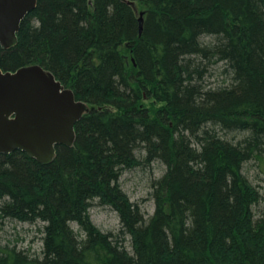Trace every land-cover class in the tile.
Returning a JSON list of instances; mask_svg holds the SVG:
<instances>
[{"label":"trees","instance_id":"trees-1","mask_svg":"<svg viewBox=\"0 0 264 264\" xmlns=\"http://www.w3.org/2000/svg\"><path fill=\"white\" fill-rule=\"evenodd\" d=\"M127 2L36 0L0 48L2 71L38 65L90 110L50 163L0 155V230L40 233L38 253L0 241V264H264V191L244 173L264 172V0ZM155 164L146 216L120 179Z\"/></svg>","mask_w":264,"mask_h":264},{"label":"water","instance_id":"water-1","mask_svg":"<svg viewBox=\"0 0 264 264\" xmlns=\"http://www.w3.org/2000/svg\"><path fill=\"white\" fill-rule=\"evenodd\" d=\"M35 5L36 0H0L1 49L16 44L20 23ZM138 22L141 34L143 12ZM87 112L71 90L38 65L14 72L0 69V155L21 151L48 164L57 146L73 143L74 127Z\"/></svg>","mask_w":264,"mask_h":264},{"label":"rangeland","instance_id":"rangeland-1","mask_svg":"<svg viewBox=\"0 0 264 264\" xmlns=\"http://www.w3.org/2000/svg\"><path fill=\"white\" fill-rule=\"evenodd\" d=\"M255 164H250L245 169V175L253 186L260 192L264 191V172ZM162 173L160 165L155 164L150 169L141 168L126 172L120 179L123 192L130 201L140 205L142 212L147 216L153 211V201L149 196V185L152 179ZM92 223L102 232L116 231L119 220L115 211L109 207L93 206L89 210ZM4 240V241H3ZM0 241L2 244H16L20 248H29L31 252L38 253L40 248V233L35 226L18 224L7 221L0 230Z\"/></svg>","mask_w":264,"mask_h":264}]
</instances>
